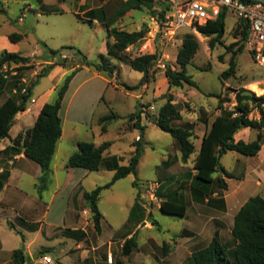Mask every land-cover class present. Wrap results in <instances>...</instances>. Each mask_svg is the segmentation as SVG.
Listing matches in <instances>:
<instances>
[{"label": "rangeland", "instance_id": "374dc122", "mask_svg": "<svg viewBox=\"0 0 264 264\" xmlns=\"http://www.w3.org/2000/svg\"><path fill=\"white\" fill-rule=\"evenodd\" d=\"M172 4L173 0H152L146 6L133 8L127 14L120 15L124 5L121 0H0V35L22 33L24 38L18 44V51L25 57H32L23 71H17L15 65L7 68L11 75L20 77L24 88L32 86L38 75L50 66L66 65L71 71L73 66L83 62L82 57L71 49H64L57 55H51L49 49L74 46L90 63H101L102 57L108 56V42L112 41L107 37L105 22L111 24L110 28L130 32L145 30L144 38L130 46L126 54H159L152 79L144 85H140L143 74L129 66H126V70L117 67L112 75L104 73L108 88L105 80L94 76L91 70H81L73 79L64 107H72L74 114L81 118L77 126L78 136L83 141L98 145L111 142L112 146L104 156H116L121 159L122 165L128 164L135 151L134 145L138 142L142 145L143 154L136 175H129L102 191L98 201V208L103 215L100 230L96 229L93 213L81 196L84 189L92 191L111 182L114 171L102 167L99 171L89 172L90 175L82 184H76L72 190L70 202L78 207L84 220L81 227L84 228L82 232L86 239L82 245L89 250L85 261L78 259L80 250H75L72 240H68V245L64 246L66 251L61 256L52 254V225L64 227L60 204L65 199L58 196L46 217L52 194L57 192L58 185L67 187L74 184L76 180H73V174L67 176L58 170V181L52 184L51 174L44 188L32 170H25L19 187L22 192L17 193L12 186L5 191L9 199L8 203L0 206V234L4 248L22 249L27 264L48 254L53 259L52 264H189L190 255L175 253L174 250L179 242L192 234L196 236L194 242L197 243L194 250L205 247L219 233L222 243L231 254L234 216L250 197H264V129L261 130L262 147L255 157L234 151L223 155L222 165L235 177L227 179V190L213 185L212 197L206 199L207 202L199 199L200 202L193 201L190 193L196 153L184 164L180 160L181 153L175 139L150 121V116L158 115L169 98L180 108L181 113L203 117L220 112L218 98L210 94H222L228 100L225 108L234 110L237 106V91L245 89L257 97L264 89V66L255 61L244 42H239L232 50L229 48L238 42L233 33L239 22L235 12H226L223 43L211 47V38L195 32L193 28H175L168 23ZM102 5L103 8L98 12L102 22L91 25L86 12ZM188 37L196 38L200 43L198 52L186 69L198 88L187 84L183 88L171 87L165 75L166 67L170 65L174 70H181L176 57ZM241 46L243 50L239 52ZM235 52L236 73L223 79L222 74L228 70ZM109 58L113 65L119 62ZM59 77L60 72H57L52 77L39 79L26 111L17 116L10 137L2 145L7 147L4 154H0V169H4L3 172L10 175L11 169L19 167L15 159L13 163L8 162L9 158L22 153L14 146V140L19 133L34 125L35 122L28 117L34 116L39 104L55 101L57 90L65 78L57 83ZM10 95V91L3 93L0 104ZM103 96L104 100H101ZM135 112L137 115L134 116ZM105 116H111L112 119L105 123L107 131L102 132L100 119ZM138 120L145 127L144 131L137 127ZM175 125L184 124L176 122ZM66 129L68 132V124ZM203 131L204 126L193 131L195 149ZM257 135L258 130L247 129L237 138L251 142L257 139ZM9 155L12 157L7 158ZM64 159L65 153L61 152L57 166L64 165ZM28 162L38 167L33 161ZM19 172L20 168L14 174L18 175ZM22 195L25 199L20 206L16 196ZM2 196L3 192H0V201ZM168 198L187 204L184 217L160 210V204ZM221 199L225 200L223 204ZM136 202L140 209L136 218L131 219ZM65 230L67 228L56 229V235L63 236ZM132 237V243L127 244L126 241ZM166 246L168 252L165 255ZM110 256L113 258L112 263L108 261ZM0 264H19L13 251L1 249V241Z\"/></svg>", "mask_w": 264, "mask_h": 264}, {"label": "trees", "instance_id": "16d2710c", "mask_svg": "<svg viewBox=\"0 0 264 264\" xmlns=\"http://www.w3.org/2000/svg\"><path fill=\"white\" fill-rule=\"evenodd\" d=\"M149 2H152V0H129L125 4L128 8H138L142 5H148ZM77 17L80 19L79 15ZM225 18L226 12H223L218 19L198 26V31L203 36L211 38V47H215L218 43H223ZM93 19L90 16L87 21L92 25ZM104 26L107 37L113 39V43L108 42V56H103L101 63H90L88 58L74 46L62 47L56 50L49 49L51 55H57L64 49H71L82 57L83 62L72 67V71L65 76L63 83L57 90V98L53 102L44 104L34 125L25 132L19 133L14 140V146L20 149L27 159L40 166L42 175L39 179L44 188H46L45 183L52 174V162L63 134L62 119L60 117L62 101L77 72L83 66H93L99 72L112 75L117 70V66L113 65L110 61L109 57H112L119 62L129 65L132 70L142 73L140 85L149 83L152 79L153 69L159 60L157 52L154 54H140L138 56H131L125 53L130 46L139 43L144 38L145 30L128 32L118 28H110L111 24L109 22H105ZM233 33L238 42L233 43L229 47L231 50L239 42H244L246 45L248 27L242 19H239V22L233 29ZM8 38L16 43L20 42L24 36L22 33L14 32L9 34ZM199 48L200 43L196 38L188 37L184 40L176 57V62L181 67V70H174L170 65L165 70L166 78L171 87L183 88L187 84L198 88L197 83L191 75L187 74L186 69L191 65ZM242 50L243 46L238 51L242 52ZM236 54L237 52L232 56L228 70L223 72V79L235 75ZM30 61V57H25L17 52L3 50L0 53V95L7 88L10 89L11 93L0 104V142L10 137V131L16 122V118L21 112L26 111L33 89L38 84L39 79L46 77L54 67L50 66L44 69L32 86L24 88V83H22L20 77L18 75H11L7 68L10 65H15L18 67L17 71H23L27 69L26 65ZM210 96L218 98V109H221L222 113L214 119L211 127L203 136L200 149L197 153L192 141L194 136L192 125L189 123L183 126L175 125L176 122L182 120V113L171 98L160 108L158 115L150 116V121L156 127L169 133L175 139L180 149L181 161L184 164L196 153L193 161V169L196 171V174L193 177L191 189L194 195L203 200L212 197L213 185H217L222 190H227L226 179L235 177L222 165L221 158L223 155L229 151H234L247 157H255L261 150L263 139L261 134L262 122L251 119L249 116L253 107L263 102V98L256 97L254 93L248 90L240 89L236 93V108L229 110L224 106L228 100L222 94H210ZM133 115H137V112ZM111 116H105L100 119V123L103 125L102 132L107 131L105 123L112 119ZM139 121L136 122V125L144 131L145 127ZM245 128L258 130L257 139L251 142L236 141L235 135ZM111 146L112 143L109 141L103 142L100 145H96L92 141H81L78 144V150L70 156L67 162L68 168H83L94 172L104 167L107 170L114 171L111 182L98 186L92 191L84 192V199L93 213L94 224L97 230H100L101 220L103 219V215L98 208V201L102 191L111 188L117 181L129 175H136L143 154L142 145L138 142L134 145L135 151L128 164L122 165L120 164V158L116 156H104ZM8 177L9 173L3 172L0 174V191L4 189ZM221 202H223V199H221ZM139 209L140 205L136 202L131 213V219L136 218V213ZM160 210L166 214L184 217L187 212V204L183 201L168 198L160 204ZM70 233L75 236L78 232H67L68 235ZM231 235L233 237L231 241V254L222 243L219 233H216L209 244L195 250L188 257L189 264H264L263 196L256 195L250 197L242 205L234 216ZM133 239V237L130 238L126 243H132ZM164 252L166 255L168 252L167 246L164 247ZM22 253V249H17L13 252L14 258L18 259V262L21 264L25 262L24 257L21 256Z\"/></svg>", "mask_w": 264, "mask_h": 264}, {"label": "crops", "instance_id": "0c3cea01", "mask_svg": "<svg viewBox=\"0 0 264 264\" xmlns=\"http://www.w3.org/2000/svg\"><path fill=\"white\" fill-rule=\"evenodd\" d=\"M121 1L123 2L124 5H123V10L120 11V15H122V14L125 15V14H127L129 12V10H132L133 8H128L126 6L125 3H127L129 0L128 1L121 0ZM102 8H103V5L99 6L97 8L90 9L89 11L86 12L87 17L88 18L90 16L93 17L94 18L93 19V23L102 22L101 16L98 13ZM92 12H94V13L91 14ZM125 31H127V30H125ZM128 32H130V31H128ZM110 40H112L111 43H113V39H109V41ZM19 43L20 42H16V43L12 42L8 38V36H6L4 34L0 35V51L6 50L8 52H17V53L21 54V52L18 51L19 50L18 49L19 48V46H18ZM102 56H103V54H102ZM30 58L32 59L31 56H30ZM116 66L120 67L122 70H126L127 69L126 66H129V65L124 64L122 62H118L116 64ZM84 69L88 70V71L89 70L94 71V76H99V77L103 78V80H105V82L107 83V88L109 87L107 78L104 75V73L97 71L93 66H89V67L88 66H83L81 70H84ZM71 71L68 70L66 67L56 66V67H53L50 70V72L48 73L46 78L47 77L48 78L52 77L53 74H55L57 72H60V77H59L58 82H57V83H59L60 80L64 76L69 74ZM80 71H78L77 74ZM76 75L74 76V78L76 77ZM73 79H72V81L70 83L69 89L71 87ZM69 89H68V91H69ZM7 91L9 92L10 89L9 88L5 89V91L3 93H5ZM68 91H67V93H68ZM3 93H1V95H3ZM67 93H66V95H65V97H64V99L62 101V107H61V110H60V117L62 119L63 134H62V137H61V139H60V141L58 143L56 155H55L54 160L52 162V184L55 181H58L57 180L58 170L63 171L64 173H66L67 176L70 175V174H73V180H76V182L74 184H72V185L67 186V187H65V186L62 187V186L58 185V187L56 188L57 192L52 194L51 201H50L49 204H47L48 208H49V212L47 213L46 217L49 216L51 204H52V207H53V205H55V201H56L55 199L58 196L62 197V199H65V201H63V203L60 204L61 208H62V214H61L62 217L61 218L63 219L64 227L57 226V225H52V223H49L50 225H52V254L54 256H61V254L65 253V251H66V248H64V246L68 245V240H72L75 243V250H80L78 259H81L82 261H85V258L88 257V251L89 250L86 249L85 247H83V245H82V242L86 239L85 233L82 232V231H84V228L81 227V225L84 223V220H83L82 214L79 213L78 207L75 204L70 202V200H71L70 199V194H71L72 190L75 189L76 184H82V182L90 175V173H89L90 171H88L86 169H83V168H68L67 167V162H68L70 156L78 150L79 142L83 141L77 134V126H78V122H79V120H81V118L78 115L74 114V111L72 110V107H66V106L64 107V101H65V98L67 96ZM101 100H104V96L101 97ZM45 103H47V101L42 102L41 104H39L36 107V109H35L34 116L28 117V119H30L32 122L33 121L35 122V120L37 119V117H38V115H39V113H40V111H41V109H42V107L44 106ZM219 110H220V112L219 113H215L213 116L212 115L211 116H209V115L207 116L206 115V116H203V117H201V116L200 117L191 116V115H189L187 113H184V112L182 113V120L180 121V123H182V124L189 123L190 125H192L193 131L196 130L198 127L201 128L202 126H204V131L201 134V136L198 138V143L199 144H198V147L196 148L197 152L200 149L202 138L205 135V133L209 130V128L211 127L212 122L214 121V119L216 117L221 115L222 111H221V109H219ZM21 113H23V112H21ZM81 122H83V121H81ZM67 124L69 126V131L68 132H67V129H66V125ZM247 129H250V128H245V129L240 130L235 135V140L236 141L242 140L240 138L238 139L237 136L239 134L243 133L244 131H246ZM243 141L247 142L245 139ZM3 143H4V140L2 142H0V154H4V151L7 148V147L5 148L4 146H2ZM96 145H98V144H96ZM61 152L65 153V159L63 161L64 165H61L59 167V166H57V160H58L59 155L61 154ZM9 157H12V156L9 155L7 158H9ZM14 159L17 160V164L19 162L20 165H18L19 167H15L14 169L10 170V175L8 177L7 183H6L5 187H4V189L0 191V192H3V196H2V199L0 201V206L2 204L8 203L9 196L6 194L5 191L7 190V188L9 186L15 187V191L17 193L22 192V191H20L19 187H20V182H22L21 178H23L25 170H27V171L28 170H32L34 172V175H35L36 179H39L40 176L42 175L40 166L37 164L38 167H36V166L32 165L30 162H28L29 159H27L25 157L23 152L20 153L19 155L14 156L13 158H9L8 162L9 163H13ZM18 168H20V172H19L18 175H15L14 173L18 170ZM81 170H83V171L80 172ZM3 171H4V169H0V174L3 173ZM195 174H196V171L193 169V177H194ZM226 181H227V179H226ZM15 184L17 186H15ZM85 191L86 190L84 189L83 193H82V196H81V198L83 200H84V192ZM190 193H191V197H192L193 201L196 200V201H200L201 202L202 199L199 200L200 198L197 197L196 195H194V193L192 192L191 185H190ZM24 199H25V197L23 195L19 196V197L16 196L17 204L22 206L23 203H24ZM204 200L206 202L208 201L206 199H204ZM224 201L225 200H223V202ZM214 202H215V200L213 201V203ZM223 202H221V203L223 204ZM60 228H63V229L67 228V230L64 231L63 236H57L56 235V233H57L56 229L60 230ZM31 231L35 232L36 230H31ZM72 231L78 232L77 235L74 236L71 233L69 235L67 234V232H72ZM18 234H20V233H18ZM22 237H23V242H24V236L22 235ZM195 238H196V236L193 235V234L186 236V240H183L182 242H179L175 246L174 252L175 253L180 252L181 254H184V255H187V254L191 255L195 251L194 250L195 245H197V243L194 242ZM0 241H1V249L2 250H4V251H13V252L15 250H17L16 248H15V250L14 249H10V250L5 249L3 241H2V238H1V234H0ZM189 243L191 244L190 246H188ZM58 246L59 247L62 246V247H60V249H58ZM190 249H192V250H190ZM172 254L173 253H171L170 255H172ZM21 256H23V254ZM21 256H20V258H21ZM49 256H51V255H49ZM24 260H25V258H24ZM19 264H21V263H19ZM23 264H27V261H25ZM29 264H39V260L38 261H30Z\"/></svg>", "mask_w": 264, "mask_h": 264}, {"label": "built area", "instance_id": "2783aa9c", "mask_svg": "<svg viewBox=\"0 0 264 264\" xmlns=\"http://www.w3.org/2000/svg\"><path fill=\"white\" fill-rule=\"evenodd\" d=\"M128 1V0H125ZM235 12L248 27L246 48L253 55L255 61L264 66V0H173L172 13L168 16V23L172 27H188L198 31V26L218 19L223 12ZM257 97L263 98L260 105H255L250 113V118L262 122L264 129V89ZM113 262L112 256L108 258ZM53 259L44 255L39 259V264H51Z\"/></svg>", "mask_w": 264, "mask_h": 264}]
</instances>
